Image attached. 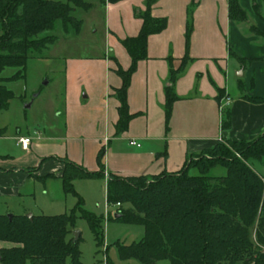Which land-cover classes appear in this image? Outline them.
<instances>
[{
	"label": "crops",
	"instance_id": "1",
	"mask_svg": "<svg viewBox=\"0 0 264 264\" xmlns=\"http://www.w3.org/2000/svg\"><path fill=\"white\" fill-rule=\"evenodd\" d=\"M240 3L248 23L230 20L228 0H155L152 15L166 18L168 25L149 37L148 58L139 62L127 93L135 117L117 136L120 103L115 90L123 81L116 70L118 66L127 70L132 63L121 40L139 34L143 22L135 12L145 10L146 0L105 6L94 2L90 11L105 16V45L94 56L66 60L63 145L34 143L53 142L57 136L33 138L18 130L16 147L5 146L6 128H0V215L30 212V201L35 200L34 191H26L30 182L48 175L61 181L63 158L95 172L102 151L106 176L153 177L180 171L191 156L219 142L261 136L264 102L248 98H264V46L249 26L262 27L259 15L264 0ZM189 21L193 31L187 46ZM186 56L189 61L174 85L178 99L167 122L165 88L170 85L171 68L177 69ZM224 117L229 119L228 128L223 127ZM25 137L32 139L28 150L20 144ZM255 162L251 166L261 175Z\"/></svg>",
	"mask_w": 264,
	"mask_h": 264
},
{
	"label": "trees",
	"instance_id": "2",
	"mask_svg": "<svg viewBox=\"0 0 264 264\" xmlns=\"http://www.w3.org/2000/svg\"><path fill=\"white\" fill-rule=\"evenodd\" d=\"M124 0H0V74L7 68L18 69L11 78H0V111L8 110L14 93L9 81L25 77L30 55L42 53L58 38L46 32L54 31L58 22L65 34H79L83 21L73 15L76 9L90 11L94 2L105 6ZM229 1V18L236 23H248L249 17L240 0ZM146 0L145 10L136 11L142 27L135 37L121 40L131 57L129 69L118 66L122 87L115 90L120 106L116 135L128 130L135 117L130 113L127 93L140 61L148 58V41L163 32L166 18H155ZM258 9V6H255ZM262 27L249 26V32L261 38L264 46V12L259 15ZM193 25L187 26L189 46ZM189 57L183 58L177 69L171 68L170 85L165 88L166 116L169 121L174 102L178 99L174 85L183 72ZM255 103L264 98H248ZM227 116V113H226ZM223 127H229L224 117ZM102 151L97 157L99 171L90 172L68 159L61 176L63 190L73 194L78 202L69 213L57 216L0 215V263L2 264H83L80 238L73 231L79 218L85 219L97 246L104 242L103 219L84 208L83 199L74 189L79 179H107V203L120 204L119 218L141 225L145 229L138 242L116 243L122 261L136 259L142 264H264V177L251 166L264 160V133L253 141L219 142L205 152L191 156L175 173L163 172L153 177H119L105 174ZM222 167L226 174L213 176ZM196 171L197 174H192ZM53 177L37 176L39 180ZM106 264H112L107 260Z\"/></svg>",
	"mask_w": 264,
	"mask_h": 264
},
{
	"label": "rangeland",
	"instance_id": "3",
	"mask_svg": "<svg viewBox=\"0 0 264 264\" xmlns=\"http://www.w3.org/2000/svg\"><path fill=\"white\" fill-rule=\"evenodd\" d=\"M55 1L66 2V0ZM99 12L96 10L87 12L82 9L74 11L73 15L83 21L79 34L73 30L65 34L61 23L58 22L54 31L43 34L55 35L58 38L57 42L42 53L31 54L25 77L6 84L14 93V97L10 101L9 109L0 111V128H6L5 137L8 138L4 141L5 146L16 147L14 137L17 136L18 130L21 135H31L33 138H38L39 135L44 138L57 136L53 142L44 139L34 143L63 145L60 137L65 131L63 124L66 60L73 57H91L101 52L105 45L106 20ZM17 71L18 69L15 68H7L0 74V78H11ZM233 95H236V91ZM28 104H31L30 108H26ZM255 167L264 177V160L256 161ZM191 173L197 174L196 171ZM224 174L226 169L222 167L211 172L213 176ZM74 189L83 199L84 208L103 219L104 242L100 247L97 246L88 222L82 218L77 221L75 230L81 232L79 247L83 264H106L107 260L112 264H142L136 259L122 261L119 258L116 243L130 245L138 242L143 238L145 229L141 225L110 219L118 212V208L114 204H109L108 210L104 179H79L74 182ZM26 191L35 193V200L30 201L31 210L27 214L62 215L74 209L78 202L73 194L64 192L61 181L56 178L34 179ZM158 264H169V262L163 261Z\"/></svg>",
	"mask_w": 264,
	"mask_h": 264
},
{
	"label": "built area",
	"instance_id": "4",
	"mask_svg": "<svg viewBox=\"0 0 264 264\" xmlns=\"http://www.w3.org/2000/svg\"><path fill=\"white\" fill-rule=\"evenodd\" d=\"M230 101H231L230 98H228V99L226 100L225 105H226V106H229V105H230ZM31 143H32V139L29 138V137H25V138H21V139H20V144H21V146H22V148H23L24 150H28L29 147H30V145H31ZM116 206L119 208V207H120V204L118 203V204H116Z\"/></svg>",
	"mask_w": 264,
	"mask_h": 264
},
{
	"label": "water",
	"instance_id": "5",
	"mask_svg": "<svg viewBox=\"0 0 264 264\" xmlns=\"http://www.w3.org/2000/svg\"><path fill=\"white\" fill-rule=\"evenodd\" d=\"M30 106H31V104H28V105H26V108H30ZM8 217H9L10 220L13 219V215L12 214H9ZM27 217L30 218V219H33V214L29 213V214H27ZM119 217H120L119 214L115 215L116 219L119 218ZM73 235H74V240L77 241L80 238V236H81V232L79 230H75L73 232Z\"/></svg>",
	"mask_w": 264,
	"mask_h": 264
}]
</instances>
